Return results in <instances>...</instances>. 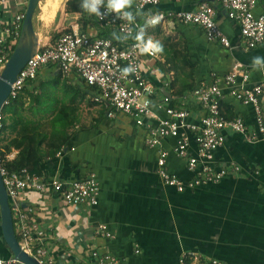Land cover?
<instances>
[{"label":"crops","instance_id":"1","mask_svg":"<svg viewBox=\"0 0 264 264\" xmlns=\"http://www.w3.org/2000/svg\"><path fill=\"white\" fill-rule=\"evenodd\" d=\"M197 2L164 1L155 10L192 11ZM27 4L28 0L0 3V27L12 22ZM214 6L218 24L231 42L230 48L208 42L204 32L195 26L180 24L173 28L163 24L147 32V37L163 45L158 57L143 59L145 78L155 86L152 124L156 127L168 118L166 106L188 111L190 115L185 123L200 127L205 111L191 97V92L202 85L217 84L224 95L225 115L242 118L250 132L257 130L253 106L236 99L224 78L239 66L250 76L247 87L264 83V70L252 67L253 57H264V44L248 49L239 24L230 20L221 7ZM254 14L264 15V0L258 1ZM75 18L78 21L71 23V31L77 26L81 29V15L76 13ZM153 29L158 32L151 34ZM85 31L102 33L96 25ZM49 41L53 42H43ZM39 93L61 98L60 105L67 110L52 118L61 117L63 121L56 125L70 127L66 147L56 157L43 160L40 175L45 179L70 181L94 173L100 183L99 204L95 208L65 207L57 194L45 200L36 193L27 194L24 206L36 207L39 217H43L38 229L46 233L45 247L58 264H90L87 253L94 247L113 254L121 264H180L186 253L198 256L194 264H211V261L264 264L262 142L251 143L243 135L227 131L225 144L214 153L210 164L215 170L227 169L228 175L219 183L180 193L160 181L158 150L147 146L142 128L123 116L109 119L107 106L94 100L97 89L87 87L78 76L65 77L54 68L45 67L19 98L7 106L14 107L15 112H4L7 119L0 134V149L9 162L29 147V140L22 144L25 132H35V125H44L35 118L19 115V100L26 96L29 101L28 95ZM166 98L170 99L169 103L165 102ZM262 109L264 113V100ZM49 130L51 133L53 128ZM19 133L20 150L14 145ZM46 143L32 147L47 150ZM176 146L175 138L162 140L161 147L168 153L166 168L188 183L195 173L189 170L187 160L177 155ZM189 153L198 157L194 141ZM99 225L106 226L113 237L96 236ZM6 245L0 235V256L13 258Z\"/></svg>","mask_w":264,"mask_h":264},{"label":"built area","instance_id":"2","mask_svg":"<svg viewBox=\"0 0 264 264\" xmlns=\"http://www.w3.org/2000/svg\"><path fill=\"white\" fill-rule=\"evenodd\" d=\"M164 1L181 2L182 0H133L130 11L135 16L133 23L119 19L115 14H107L103 19L92 15L96 20L101 34H91L81 31L78 26L73 31L62 34L52 43H40L37 53L27 62L12 85L10 95L0 111V134L4 130V108L10 106L23 93L28 83L36 80L38 73L45 67H52L65 77L78 76L90 88L97 89L94 98L96 102L107 106V117L117 120L120 116L130 119L137 127L145 131L147 146L158 150V176L168 187L183 193L188 188L193 189L205 184L219 183L229 171L215 170L211 166L214 153L226 142V132L232 131L243 135L249 142L264 144V83L247 87L250 76L242 67L236 66L224 78L231 94L239 101L250 104L255 110L257 130L250 132L245 121L240 118H228L222 110L224 95L217 84L202 85L191 92V97L202 104L205 114L201 125H187L185 121L189 112L166 106L168 118L156 127L152 124V97L155 86L145 78V56L141 54L134 39L136 33L147 32L163 24L170 27L188 25L199 27L210 43H218L230 48L229 38L221 30L217 21L215 4L226 12L227 17L238 23L241 35L248 49H255L264 44V15L256 16L254 9L259 0H197V6L192 11H156ZM1 4L8 0H0ZM106 3V0H105ZM152 9L146 12L147 9ZM102 13L105 9H101ZM25 11L16 15L12 22L0 27V74L4 71L10 56L16 47L25 19ZM158 18L155 25L149 23ZM152 39V38H151ZM154 42L155 40L152 39ZM133 69L127 75L124 69ZM239 81H241L240 85ZM170 102L169 98L165 99ZM168 137L177 140V155L187 160L189 170L195 177L188 183L177 175L170 173L167 168L168 153L161 147L162 140ZM194 141L198 157L190 156L189 148ZM202 161V163H201ZM202 167H200V165ZM238 171V167H234ZM0 174L6 187L13 215L15 233L22 250L35 258L40 264H58L49 250L45 247L46 233L38 226L43 217L32 205L24 206L28 193H36L41 199L51 195H59L65 207H90L99 204L100 183L96 174L91 173L84 179L64 181L61 179H45L30 172L27 168L20 171H10L4 166L0 150ZM95 235L103 239L112 238V234L104 225L95 229ZM90 264H121L120 260L109 252L99 248H91L87 253ZM198 256L194 253L183 254L180 264H194ZM3 264H24L14 258H3ZM211 264H224L211 261Z\"/></svg>","mask_w":264,"mask_h":264},{"label":"water","instance_id":"3","mask_svg":"<svg viewBox=\"0 0 264 264\" xmlns=\"http://www.w3.org/2000/svg\"><path fill=\"white\" fill-rule=\"evenodd\" d=\"M43 1L44 0H28L25 19L18 43L10 56L4 71L0 74V111L3 109L4 103L10 95L12 85L17 80L18 74L25 67L27 62L37 53L40 47L41 37L36 31L34 18L39 4ZM0 230L14 259L24 264H40L35 258L26 254L19 245V241L15 233L9 196L1 174Z\"/></svg>","mask_w":264,"mask_h":264},{"label":"rangeland","instance_id":"4","mask_svg":"<svg viewBox=\"0 0 264 264\" xmlns=\"http://www.w3.org/2000/svg\"><path fill=\"white\" fill-rule=\"evenodd\" d=\"M72 1H75V0H67V1L44 0L43 2L39 4V7L37 8L36 13H35L34 24H35L36 31L40 34V37L44 42L45 40L54 41L58 37H60L62 34L71 32V26H70L71 23L74 21H78L75 18L76 13L72 12L68 6V4L71 3ZM54 3L58 4L57 10H56L57 16L55 13L56 18L53 20V22L50 23L49 25H45L43 20L41 22V15H42L41 9L44 7V5L47 8H50V6ZM157 32L158 31L156 29L151 30V34H156ZM51 92L54 93L52 90ZM28 97L30 98L29 101L27 100L28 98L26 96H23L19 100L18 102L20 104L19 115L21 113L23 116L25 115L24 117L35 118L41 121V123L44 122V125L34 126L36 127V130L34 133L50 134L49 129L53 128V124H52V127L49 126V124L56 122V120L63 121V118L61 117H59V119H55V118L53 119L52 115L54 116L56 114H60V112L63 111L64 109L67 110L66 107L60 105L62 102H60L59 99L61 98L57 97V95L55 94L50 95L46 93L44 94L39 93L38 95H34V96L28 95ZM26 103H29V104H26ZM54 106L56 107V109L54 108L51 109V107H54ZM13 108L14 107H6L4 111L14 113L15 110ZM67 112L69 113V111ZM49 119H51V121ZM49 121L51 123H49ZM58 123L59 122H57L56 124ZM67 128L69 129L70 127H66V129ZM6 246L9 249L8 245Z\"/></svg>","mask_w":264,"mask_h":264},{"label":"trees","instance_id":"5","mask_svg":"<svg viewBox=\"0 0 264 264\" xmlns=\"http://www.w3.org/2000/svg\"><path fill=\"white\" fill-rule=\"evenodd\" d=\"M81 2L82 0H75L68 4L70 10L74 13L80 14L81 18L79 22L81 23V31H85L89 28L91 25H96L98 27V24L94 17L85 12L81 8ZM27 7H25L24 11ZM105 33L102 32L101 35H104ZM15 49V46L13 50ZM16 101V100H15ZM13 101V103L15 102ZM12 103V104H13ZM6 108V107H5ZM4 108V110H5ZM3 110V112H5ZM59 122L56 120L53 124V131L50 134H43V133H34L32 131H26V137L22 141V144L24 145V142L26 140H29V147L25 148L24 151L19 152V155L13 162H9L6 160L5 153L1 150L2 158L4 159V166L10 170V171H20L23 168H27L30 172L40 175V164L43 162L45 158H54L59 153H61L64 148L66 147L70 135L67 132L66 126L64 125H56V123ZM37 137H40L39 140ZM47 142V150H41L39 148H33L32 146L43 144L44 142ZM14 145L20 150V133L18 137L15 140ZM20 155L21 158L20 159ZM24 160V161H23ZM41 176V175H40ZM0 235L2 236V232L0 230Z\"/></svg>","mask_w":264,"mask_h":264},{"label":"clouds","instance_id":"6","mask_svg":"<svg viewBox=\"0 0 264 264\" xmlns=\"http://www.w3.org/2000/svg\"><path fill=\"white\" fill-rule=\"evenodd\" d=\"M132 5L133 0H106V3L105 0H82L80 6L85 12L100 17L101 19L109 13H114L117 18L125 19L131 24L135 20V16L132 11H130ZM102 8L105 9L103 13L101 11ZM149 23L155 25L158 23V18L153 17ZM144 37L145 33L143 29L138 31L134 37L137 41L136 46L141 54L155 56L163 52V45L159 41L154 42L151 38L145 40ZM252 67L254 69L264 70V57H253ZM132 70L131 68H126L123 71L124 74L127 75ZM0 264H3V262L0 261Z\"/></svg>","mask_w":264,"mask_h":264},{"label":"bare ground","instance_id":"7","mask_svg":"<svg viewBox=\"0 0 264 264\" xmlns=\"http://www.w3.org/2000/svg\"><path fill=\"white\" fill-rule=\"evenodd\" d=\"M57 6H58V4L54 3V4H52L50 6V8H47L44 5V7L41 9L42 10L41 19L44 21L45 25H49L50 23L53 22V20L55 18V13H56V10H57Z\"/></svg>","mask_w":264,"mask_h":264}]
</instances>
